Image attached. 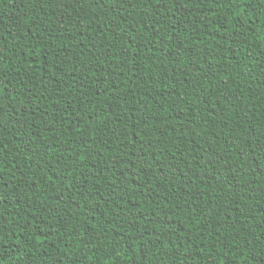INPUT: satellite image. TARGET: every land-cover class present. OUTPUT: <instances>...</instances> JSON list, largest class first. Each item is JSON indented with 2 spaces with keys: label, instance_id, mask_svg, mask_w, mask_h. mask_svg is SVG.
Returning a JSON list of instances; mask_svg holds the SVG:
<instances>
[{
  "label": "trees",
  "instance_id": "obj_1",
  "mask_svg": "<svg viewBox=\"0 0 264 264\" xmlns=\"http://www.w3.org/2000/svg\"><path fill=\"white\" fill-rule=\"evenodd\" d=\"M0 264H264V0H0Z\"/></svg>",
  "mask_w": 264,
  "mask_h": 264
}]
</instances>
